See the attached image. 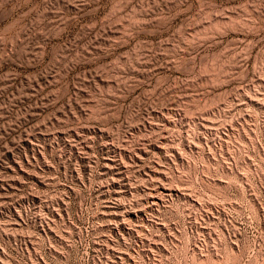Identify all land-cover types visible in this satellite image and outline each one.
Masks as SVG:
<instances>
[{"label": "rangeland", "instance_id": "obj_1", "mask_svg": "<svg viewBox=\"0 0 264 264\" xmlns=\"http://www.w3.org/2000/svg\"><path fill=\"white\" fill-rule=\"evenodd\" d=\"M0 264H264V0H0Z\"/></svg>", "mask_w": 264, "mask_h": 264}, {"label": "bare ground", "instance_id": "obj_2", "mask_svg": "<svg viewBox=\"0 0 264 264\" xmlns=\"http://www.w3.org/2000/svg\"><path fill=\"white\" fill-rule=\"evenodd\" d=\"M139 152V151H138Z\"/></svg>", "mask_w": 264, "mask_h": 264}]
</instances>
